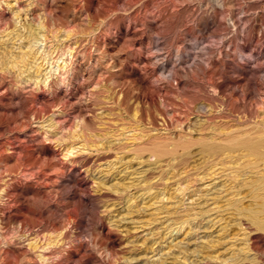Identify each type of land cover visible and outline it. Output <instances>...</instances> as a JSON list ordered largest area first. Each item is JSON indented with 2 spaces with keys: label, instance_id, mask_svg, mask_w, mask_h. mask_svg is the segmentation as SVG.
Returning a JSON list of instances; mask_svg holds the SVG:
<instances>
[{
  "label": "clouds",
  "instance_id": "9594fccd",
  "mask_svg": "<svg viewBox=\"0 0 264 264\" xmlns=\"http://www.w3.org/2000/svg\"><path fill=\"white\" fill-rule=\"evenodd\" d=\"M24 3L51 15L47 0ZM52 4L76 28L66 59L38 84L0 78V264H113L110 235L127 236L131 216L120 215L127 187L116 179L130 149L101 114L119 117L159 89L209 115L249 107L246 95L264 104V0ZM248 225L264 233V217ZM249 245L234 244L227 264H264Z\"/></svg>",
  "mask_w": 264,
  "mask_h": 264
},
{
  "label": "rangeland",
  "instance_id": "374dc122",
  "mask_svg": "<svg viewBox=\"0 0 264 264\" xmlns=\"http://www.w3.org/2000/svg\"><path fill=\"white\" fill-rule=\"evenodd\" d=\"M24 7V0L18 6L4 0L0 7V78L38 84L66 59L76 28L52 11V0L45 4L47 17ZM245 99L249 107L243 110L209 115L206 105L186 104L159 89L119 117L101 114L103 125L130 149L121 157L124 175L117 172L116 179L127 187L120 215L131 216L121 225L127 236L110 235L109 251L121 249L113 264H123L116 259L122 255L129 264H227L234 244L264 249V233L248 234V220L258 225L264 217V104L255 94ZM71 132L76 136L79 124ZM246 141L258 142L259 153H248ZM116 156L113 151L103 158ZM129 241L137 245L131 252L121 247Z\"/></svg>",
  "mask_w": 264,
  "mask_h": 264
},
{
  "label": "bare ground",
  "instance_id": "6f19581e",
  "mask_svg": "<svg viewBox=\"0 0 264 264\" xmlns=\"http://www.w3.org/2000/svg\"><path fill=\"white\" fill-rule=\"evenodd\" d=\"M32 34H33V32H32ZM31 36H33V35H31ZM243 145H244V147H245V149L247 150V152L248 153H251V154H257V153H259V150H260V144L258 143V142H250V141H246V142H244L243 143ZM250 158V157H249ZM255 158V157H254ZM253 158V159H254ZM258 190V189H257ZM256 190V191H257ZM261 193V192H260ZM259 193V194H260ZM262 194V193H261ZM257 216L255 215V218H256Z\"/></svg>",
  "mask_w": 264,
  "mask_h": 264
}]
</instances>
